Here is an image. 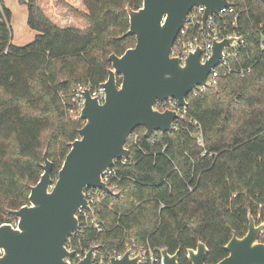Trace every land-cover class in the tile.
I'll list each match as a JSON object with an SVG mask.
<instances>
[{
  "label": "trees",
  "instance_id": "16d2710c",
  "mask_svg": "<svg viewBox=\"0 0 264 264\" xmlns=\"http://www.w3.org/2000/svg\"><path fill=\"white\" fill-rule=\"evenodd\" d=\"M5 1L0 0V223L12 222L8 210L27 203L46 147L56 179L83 124L69 116L72 89L78 83L97 87L107 77V57L134 45L133 35L120 37L128 29L125 7L137 9L142 2L83 0L86 12L74 10L88 22L81 30L58 27L36 0H21L36 34L17 45ZM230 2L245 10L237 20L245 36L240 59L252 69L220 78L196 97L189 94L188 115L177 130L150 137L144 127L133 131L138 138L129 143V155L136 162L118 171L136 181L125 178L117 196L105 195L107 207L98 213L104 232L87 230L83 246L93 238L120 245L126 232L137 244L148 240L170 253L180 248L178 264H189L186 250L201 241L209 249L205 262L214 263L227 254L224 245L233 233H245L248 212L256 222L264 220V0Z\"/></svg>",
  "mask_w": 264,
  "mask_h": 264
},
{
  "label": "water",
  "instance_id": "95a60500",
  "mask_svg": "<svg viewBox=\"0 0 264 264\" xmlns=\"http://www.w3.org/2000/svg\"><path fill=\"white\" fill-rule=\"evenodd\" d=\"M204 5L203 22L229 0H142L133 9L129 4L128 29L120 37L133 35L135 43L121 55L107 59V77L100 84L102 102L89 89L81 92L83 106L77 129L78 137L69 143L61 166L53 180V163L43 152L38 181L30 186L27 203L8 210L15 222L0 223V264H70L73 252L65 246L67 238L78 229L77 210L87 207L84 188L98 187L112 194L100 181L101 174L114 159L128 155L125 142L137 127H144L145 137L155 131L170 132L175 111H158L156 100L173 98L187 107V96L197 85H204L210 69L218 64L225 45L233 39H214L212 55L204 63L200 50L190 52L183 62L170 55L179 29L194 5ZM117 196V193L115 194ZM248 226L242 236L233 233L224 245L227 254L214 263H206L207 246L198 241L186 250L189 264H264V220L257 223L248 212ZM91 247L76 264H92ZM178 248L170 253L161 248L162 264H178ZM139 255L126 251L111 264H138Z\"/></svg>",
  "mask_w": 264,
  "mask_h": 264
},
{
  "label": "built area",
  "instance_id": "2783aa9c",
  "mask_svg": "<svg viewBox=\"0 0 264 264\" xmlns=\"http://www.w3.org/2000/svg\"><path fill=\"white\" fill-rule=\"evenodd\" d=\"M230 2V0H229ZM205 10L204 5H194L185 16L184 24L179 29L174 44L170 49V55L176 56L181 62L190 54V52L199 48V60L201 63L206 62L212 55V45L214 39H233L231 44L225 45L222 50V57L218 64L210 69L206 77L204 85L195 86L189 94L193 97L201 95L209 87L217 84L220 78L229 76L230 74L244 75L252 69V63L243 64L241 61V51L245 50V36L241 32L238 24L240 14L244 9H236L230 2L227 7H222L216 14L209 15L205 22L202 16ZM261 42L260 49H264V34L260 33ZM254 62H256L254 60ZM89 89L92 96L97 97L100 102L104 98L103 88L100 84L91 89L88 85L78 83L72 89L71 107L68 108L70 114H75L79 118L81 108L83 106V97L81 92ZM188 94V95H189ZM62 99H66L64 94H60ZM66 104V101H64ZM153 108L158 111H175L177 117L172 121V129L177 130L180 126L179 119L188 115L186 107H180L177 101L173 98L163 100H156ZM194 124H197L193 120ZM199 129V128H198ZM133 133V132H132ZM130 134L125 142V147L128 149V155L114 159L113 165L106 168L101 174L100 181L103 182L112 192L116 194L120 187V182L123 179L135 178L131 176L122 175L118 171V167L129 166L134 164L135 159L129 155V143H136L138 133ZM197 143L203 147V141L200 132L195 134ZM166 145H163L164 149ZM163 151V150H162ZM206 151H203V155ZM192 190V187L189 186ZM87 207L80 206L77 210L78 229L73 232L66 240L65 246L68 251L73 252L70 259V264H76L81 260L88 250L95 246L93 251L92 264H111L112 259L121 258L124 252L128 251L130 257L139 255L138 264H162L161 248L151 246L146 240L142 244H137L133 239L126 237L124 233L120 245H105L93 238L89 240L87 246L81 244V236L86 234L87 230H92L96 234L104 232V227L98 218L100 208L107 205L104 202L105 195L108 194L105 190L98 187L84 188ZM13 221L16 220L13 218ZM264 232L262 233V235ZM261 235V236H262ZM261 241V240H260Z\"/></svg>",
  "mask_w": 264,
  "mask_h": 264
},
{
  "label": "rangeland",
  "instance_id": "374dc122",
  "mask_svg": "<svg viewBox=\"0 0 264 264\" xmlns=\"http://www.w3.org/2000/svg\"><path fill=\"white\" fill-rule=\"evenodd\" d=\"M40 2L42 5V11L47 13V15H45L52 23H56V26L61 28L75 27L84 30L85 28L83 29V27L85 23L88 27V22L86 20H80L73 15L75 13L74 10L81 11L77 8V2L75 0H40ZM5 4L12 12V20L10 23L12 27L11 41L17 45L28 43L34 38L36 31L31 29L27 24L25 5L21 0H6ZM69 116L72 119H77L75 114ZM45 149L47 151V147Z\"/></svg>",
  "mask_w": 264,
  "mask_h": 264
},
{
  "label": "crops",
  "instance_id": "0c3cea01",
  "mask_svg": "<svg viewBox=\"0 0 264 264\" xmlns=\"http://www.w3.org/2000/svg\"><path fill=\"white\" fill-rule=\"evenodd\" d=\"M75 1L77 2V8H78L79 10H81V11H79V12H86V8H85V5H84V3H83V0H75ZM36 2H37V4H38V6H40V8H42V5H41L40 0H36ZM41 10H42V9H41ZM43 12H44V14L47 15V13H46L45 11H43ZM73 13H74V12H73ZM73 15H74L75 18H79L80 20H83V19H84L82 16H80V15H78V14H76V13H74ZM76 15H77V16H76ZM84 21H85V19H84ZM55 24H56V23H55ZM86 27H87V24L84 23V27H83V29L86 28Z\"/></svg>",
  "mask_w": 264,
  "mask_h": 264
}]
</instances>
